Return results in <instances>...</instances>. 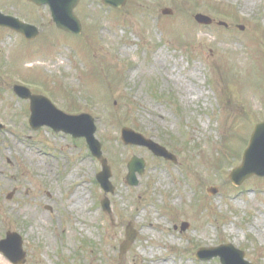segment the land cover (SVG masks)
Listing matches in <instances>:
<instances>
[{
    "label": "rangeland",
    "instance_id": "1",
    "mask_svg": "<svg viewBox=\"0 0 264 264\" xmlns=\"http://www.w3.org/2000/svg\"><path fill=\"white\" fill-rule=\"evenodd\" d=\"M0 8L28 14L41 28L29 44L0 31V240L20 235L26 264H146L150 257L220 264L195 255L221 245L264 264V179L239 187L228 179L264 120V0H126L116 13L82 0L76 36L47 28L42 8L36 15L9 0ZM197 14L213 24L197 25ZM16 83L65 113L95 119L115 189L111 221L100 207L98 161L83 141L33 131L28 101L12 92ZM125 127L177 164L123 146ZM132 156L146 162L136 187L125 183ZM80 190L87 202L75 210ZM128 223L137 237L119 259ZM0 264L10 262L0 254Z\"/></svg>",
    "mask_w": 264,
    "mask_h": 264
},
{
    "label": "water",
    "instance_id": "2",
    "mask_svg": "<svg viewBox=\"0 0 264 264\" xmlns=\"http://www.w3.org/2000/svg\"><path fill=\"white\" fill-rule=\"evenodd\" d=\"M37 5H49L53 21L57 28L72 34L80 33V25L72 15V9L78 0H30ZM106 6L120 8L125 0H102ZM196 21L200 24H209L208 18L196 16ZM0 26L9 27L19 32L27 39H32L36 31L32 28L21 26L11 18H5L0 15ZM14 93L25 100L30 101L29 125L33 130H38L43 126L51 128L54 132H63L71 135L74 139L83 138L89 148L91 155L100 161L102 171L96 176L100 188L105 194L112 193L113 187L109 179L110 170L107 167L106 160L101 153V144L95 140V126L93 119L85 114L78 116H69L58 111L46 98L31 95L30 92L22 87H14ZM2 127L0 126V129ZM121 140L124 145L143 146L149 149L156 157L176 163L174 156L169 154L164 148L154 144L150 140L144 139L141 135L134 133L130 129H122ZM128 174L126 182L130 186H137L136 174L143 175L144 161L133 157L128 163ZM264 178V122L257 124L251 134L248 147L246 148L241 166L234 169L230 174L231 182L239 186L244 180L252 177ZM210 195L217 193L214 188L208 189ZM103 211L110 214L108 199L101 201ZM186 227H183V230ZM136 237L135 231L129 225L126 228L125 241L120 247V256H122L132 245ZM0 253L4 255L12 264H24L26 254L22 250V239L16 233H7L6 238L0 241ZM197 259L207 261L218 257L221 264H250L244 260V253L235 249L231 245L220 246L215 249H200Z\"/></svg>",
    "mask_w": 264,
    "mask_h": 264
},
{
    "label": "flooded vegetation",
    "instance_id": "3",
    "mask_svg": "<svg viewBox=\"0 0 264 264\" xmlns=\"http://www.w3.org/2000/svg\"><path fill=\"white\" fill-rule=\"evenodd\" d=\"M9 2H10L11 4H13L14 6L21 5V6H23V7L25 8V10H27V11H28L29 9H34V10L36 11V15L39 14V13H38L39 7L33 5V4L30 3V2H27L26 0H18V1H16V0H9ZM46 9H47V8H44L45 11H46ZM0 12H2L4 15H7V16H13V17H16V18H18V19H20V20H22V21H24V22H26V23L33 24L34 26L37 25V24H35V23H32L33 21H32L31 19H32L33 17H29L28 14L25 15V14L11 13V12H9V11H6L4 8H0ZM46 15L48 16V17H47V28H48V27L51 28V27H53V25H52L51 22H50V15H49L48 9H47V11H46ZM31 21H32V22H31ZM43 22H44V18H43ZM36 27H37V26H36ZM39 29H41V28L39 27ZM39 33H40V31H39Z\"/></svg>",
    "mask_w": 264,
    "mask_h": 264
},
{
    "label": "bare ground",
    "instance_id": "4",
    "mask_svg": "<svg viewBox=\"0 0 264 264\" xmlns=\"http://www.w3.org/2000/svg\"><path fill=\"white\" fill-rule=\"evenodd\" d=\"M75 197H77V200L72 205V209H81L85 206L87 199L83 197V190H80L79 193L75 194ZM151 228V224L149 226ZM143 237H146V235H143ZM146 264H170L168 258H157V257H150V260L146 262Z\"/></svg>",
    "mask_w": 264,
    "mask_h": 264
}]
</instances>
